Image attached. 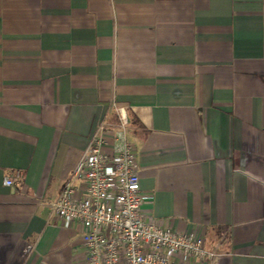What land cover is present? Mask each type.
Masks as SVG:
<instances>
[{"label":"crops","instance_id":"obj_1","mask_svg":"<svg viewBox=\"0 0 264 264\" xmlns=\"http://www.w3.org/2000/svg\"><path fill=\"white\" fill-rule=\"evenodd\" d=\"M119 107L144 212L264 264V0H0V264L85 263L49 205Z\"/></svg>","mask_w":264,"mask_h":264},{"label":"built area","instance_id":"obj_2","mask_svg":"<svg viewBox=\"0 0 264 264\" xmlns=\"http://www.w3.org/2000/svg\"><path fill=\"white\" fill-rule=\"evenodd\" d=\"M119 126L109 135L99 127L49 209L61 226L77 225L85 252L84 264H201L215 254L203 248L200 236L174 232L144 212L151 202L139 190L134 148ZM21 178L13 171L5 180Z\"/></svg>","mask_w":264,"mask_h":264}]
</instances>
